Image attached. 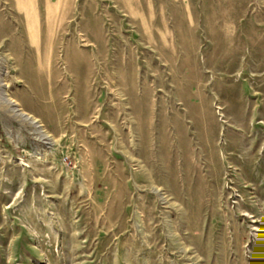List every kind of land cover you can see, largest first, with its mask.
<instances>
[{
    "label": "rangeland",
    "instance_id": "rangeland-1",
    "mask_svg": "<svg viewBox=\"0 0 264 264\" xmlns=\"http://www.w3.org/2000/svg\"><path fill=\"white\" fill-rule=\"evenodd\" d=\"M0 264H264V0H0Z\"/></svg>",
    "mask_w": 264,
    "mask_h": 264
},
{
    "label": "bare ground",
    "instance_id": "bare-ground-1",
    "mask_svg": "<svg viewBox=\"0 0 264 264\" xmlns=\"http://www.w3.org/2000/svg\"><path fill=\"white\" fill-rule=\"evenodd\" d=\"M26 1V0H25Z\"/></svg>",
    "mask_w": 264,
    "mask_h": 264
}]
</instances>
